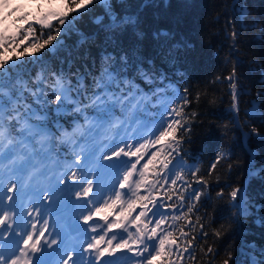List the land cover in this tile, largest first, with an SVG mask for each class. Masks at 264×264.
<instances>
[{
	"label": "trees",
	"instance_id": "1",
	"mask_svg": "<svg viewBox=\"0 0 264 264\" xmlns=\"http://www.w3.org/2000/svg\"><path fill=\"white\" fill-rule=\"evenodd\" d=\"M65 2L58 0V7L47 12L66 11ZM83 3L87 11L80 15L70 12L69 17H75L71 24L60 26L53 21L64 28L54 41L56 47L25 54L18 65L0 73V84L19 83L28 85L31 92L42 90L46 103L41 100L37 104L29 91L24 92L27 99L21 103L32 106L30 123L53 130L58 139L67 132L79 137L80 130H87L84 117L73 112L72 101L78 99L75 86L79 79L85 88L94 89V79L105 68L145 95L151 108L146 114L149 118L157 115L158 99L169 96L174 106L176 96L185 95L187 88L192 102L184 113L196 115L190 126L185 125L187 132L181 129L176 134L183 137L176 155L186 161V166L179 168L185 181L181 178L175 186L167 185L176 196L175 218L179 217L172 233L180 248L172 260L175 264H223L225 259L228 264H252V260L264 264V179L257 178L264 175V0ZM32 20H22L21 26ZM233 31L238 34L236 41L231 36ZM35 32L41 33L38 25ZM28 43L24 41L17 53ZM7 55L14 58L15 54L9 49ZM233 67L237 72L238 110L233 107L226 79ZM53 73L61 74L66 85L73 86L66 93L69 99L65 105H58L52 95L56 91ZM38 78H44L43 82ZM116 114H121L120 110ZM59 144L67 155H76L68 140H59ZM218 155L223 159L209 175ZM165 157L169 159L162 150L149 169ZM201 177L207 184L199 182ZM233 188L242 190L235 202L229 195ZM194 191L202 193L199 201L191 195ZM221 192L223 196L218 195ZM239 203L246 206L243 213ZM193 204V211L188 213ZM216 230L222 234L216 236ZM181 231L187 235L181 236Z\"/></svg>",
	"mask_w": 264,
	"mask_h": 264
},
{
	"label": "snow or ice",
	"instance_id": "2",
	"mask_svg": "<svg viewBox=\"0 0 264 264\" xmlns=\"http://www.w3.org/2000/svg\"><path fill=\"white\" fill-rule=\"evenodd\" d=\"M2 6H6V0H4ZM65 8L66 11H48L43 15H39L32 21H29L26 27H19L15 33H9L8 28L0 27V73L6 72L8 68H11L13 65H18L21 61V57L25 54L38 53L46 46L52 48L56 47L54 41H57V37L60 36L61 32L64 30L63 27L56 26V24L60 26H65L66 22L67 24H71L75 17L70 18V12H77V15H80L83 11H87L83 0H66ZM77 9H80V11L78 12ZM241 11L245 15L247 14L246 10L242 9ZM28 16L29 13H24L22 16L18 17V19L27 20ZM53 21H56V24H54ZM3 23L4 21L0 20V24ZM37 25L41 28V33L39 35L35 32V27ZM45 35L46 38H44ZM231 36L233 40L236 41L238 34L236 31H233ZM24 41H29V43L24 46L22 52L17 53L16 50L21 47ZM9 49L15 54L14 58L7 55ZM29 49H31V53H29ZM53 76L55 77L54 85L56 91H54L52 95H54L58 105H65V102L69 99L66 93H70L73 86L70 84L66 85L64 77L61 74L53 73ZM236 77L237 72L235 67H233L232 72L226 79L230 83L233 107L238 110V81ZM38 79L42 83L44 78ZM93 84L94 89H88L85 88L81 80L78 79L75 86L78 99L72 101L75 105L73 112L82 115L86 124L94 123L95 121H106L109 124H113L114 127H120L125 123H129V127L131 128V124L136 123V119L140 115L142 109L147 107L145 95L141 94L138 88L133 86L130 81L118 80L117 76L109 72L108 68H105L101 72V75L94 79ZM121 85H123V87H121ZM25 91L31 92L28 85L19 83H11L10 85L0 84V168H7L10 172L24 171L25 162L28 161L33 152L36 151L35 145L39 144L41 148H43L44 143L50 135L40 124L29 122L33 115L32 106L27 103H21V101L27 99L24 96ZM89 91H91V95H87ZM183 91L185 95H177L176 101H178V103L174 102V106L167 111V117L169 118L166 119L164 115H161L159 123L154 128H150L148 124H144L141 126L143 132H141V128L132 130L133 135L122 139L120 146L112 150L111 156L105 157V159L109 160L116 158L123 165L125 171L119 182V189L123 190L127 185L131 193L127 201L122 200L123 193L119 190L115 191L114 194L107 199L101 197V199L97 201L99 206L89 210L88 214L83 217L84 221L88 222L92 220L93 216H99L109 209L116 211L117 207L119 208L118 215L127 219L125 213L127 212L130 214L132 211H135L136 201L139 200L142 203L140 204L141 211L139 215L130 221L131 224H135L137 227L135 232L128 233V239L121 238L120 242L113 247V241L117 239L116 235H113L111 239L106 241L107 247H101V243L105 242V236L108 234V230L119 228L123 225L124 222L119 219L107 225V230L104 235L92 237V242L88 244L85 251H95L96 261H102V258L106 254H114L116 248H127L129 251L135 252L136 255L143 257V260L139 261L138 264H175L172 260V247L175 245L176 248L179 249L180 245L176 243L172 232L165 231L164 235L158 237V243L146 242L153 241V238L158 235V230H163L162 225L165 223V217L161 215L151 228H149L148 224L141 222L140 217H146L148 212L151 211L149 204L151 203L152 207H156L154 201L158 199V197L152 195V192L155 190L156 185L159 184V180L148 181L146 173L149 171V166L153 165L154 161L161 154V151L165 147V141H167L166 146L171 149L167 153V156L170 157L173 152L179 151L183 137H177L176 134L181 129L187 132L189 129L186 128L185 125L190 126L191 119L196 115L194 112L184 113V109L190 105L192 101L188 98V89L185 88ZM57 92L60 94H56ZM257 95H260V93H257ZM31 96L35 97V102L37 104H39L41 100H44L45 103L47 102L42 90L31 92ZM199 98L200 95L197 94V101ZM85 101L87 102L85 103ZM21 109H23V111H21ZM117 110H120L122 116H127L131 113L130 120H121L117 117L115 115ZM89 112L95 115L89 117L87 115ZM129 141H134V143ZM140 141L143 142L141 143ZM157 144L161 145V148L153 152L147 162L138 170L137 166L140 164L141 160L144 159L142 149H147L149 146H155ZM30 145L32 146V152L29 151ZM121 157H127L129 159L122 160ZM131 158H135V160L133 161ZM80 159L81 157L77 155L76 161L79 162ZM221 159H223V156L218 155L216 162L211 165L209 175L215 171L217 163ZM5 161H7L6 165L4 163ZM170 163L171 160L165 157L161 161V171H163V169H168ZM196 171H199V169ZM261 171L264 172V169ZM137 173L139 179L133 180V177ZM157 175H159V173H157ZM182 175V172L175 173V179L171 180V184L175 186L177 180L182 178ZM192 175L195 176L196 172H193ZM257 178L264 179V175H259ZM72 179H78L75 172L72 173ZM164 182H168L167 178H165ZM199 182L207 184V181L203 180V177H201ZM84 183L85 186L82 187L81 192L76 193L77 196L87 197L89 193L93 191V181L91 179L85 178ZM145 185H147L148 195L140 196L139 189ZM16 187L17 185L12 183L8 190L12 191ZM241 193V188H233L229 193L231 200L234 202L238 201L241 197ZM201 194L202 193L198 191L191 193L195 201L200 200ZM218 195L223 196V192L218 193ZM132 197H135V199H132ZM170 198L171 197H169V199ZM7 199L11 201L13 197L8 196ZM179 199L183 201L184 196L181 195ZM237 206L241 208L242 213L246 211V206L243 203H239ZM7 207H12V205H8ZM165 207H167V205H165ZM194 207V204L190 205L187 209L188 213H191ZM0 212H2V214H0V225L8 222V230H12L11 223L15 213L3 211L2 209H0ZM157 214L156 212L152 213L154 217ZM29 215H31V213H29ZM104 219L107 220L108 217L104 216ZM175 219L178 220L179 217ZM149 223H151V221ZM189 223H191V221H189ZM262 223H264V220H262ZM46 226L47 221H45V227ZM31 227L32 231L27 232L22 238H18L14 242L17 247H12L9 251H0V264H32L31 254L41 251V237L44 236V230L42 229L37 235L36 225L33 224ZM200 227L203 228V225H200ZM221 234L220 230L215 231L216 236H220ZM186 235L187 233L181 231V236ZM204 235L206 236L207 233H204ZM192 239H195V237ZM51 243L54 244L56 241L53 240ZM187 243L189 247L192 246L191 240ZM133 245H137V247L134 248ZM139 245H144L143 251L139 249ZM149 249H151V251ZM184 251L187 252L188 248H184ZM207 251L211 253L213 250L209 247ZM145 253L147 254L145 255ZM161 257L164 259L161 260ZM69 259H71V256H69ZM64 264H68V261L65 260ZM107 264H111V262H107ZM223 264H228V260L225 259Z\"/></svg>",
	"mask_w": 264,
	"mask_h": 264
},
{
	"label": "rangeland",
	"instance_id": "3",
	"mask_svg": "<svg viewBox=\"0 0 264 264\" xmlns=\"http://www.w3.org/2000/svg\"><path fill=\"white\" fill-rule=\"evenodd\" d=\"M47 4H41L39 7L38 1L37 0H6V6H2L4 3V0H0V20H3L4 23L0 24V27H6L8 28V31L14 30L13 24L16 23V19L20 16H22L24 13H29L28 18L34 19L37 16H39L43 12H47L49 9H54L58 7V0H47ZM12 9V10H10ZM168 109V107H165ZM154 125V124H153ZM128 126V125H127ZM121 127L119 129V134L123 137L126 138L128 136H131L133 132L129 131L128 127ZM156 125H154L155 127ZM152 127V128H154ZM131 142V141H129ZM46 143L45 145H47ZM113 146H117L113 143ZM1 170V169H0ZM88 173L92 176L93 178V187L96 190V193L98 195V200L103 197V199H107L108 197L112 196L114 192H106L104 187H101L100 181H99V172L97 169H89ZM138 174L135 175V180H137ZM147 187V185H146ZM124 198H129V196H125ZM1 204V201H0ZM98 205V203H97ZM99 206V205H98ZM157 206V204H156ZM157 208V207H154ZM3 211H7L3 208H1ZM2 214V212H0ZM6 224L8 222H5ZM127 223V222H126ZM88 228L91 227V224L87 226ZM29 231H22L20 228H18V233L26 234ZM50 239V237L47 238V240L43 243V245H46L47 241ZM51 254H53V249L52 247L50 248Z\"/></svg>",
	"mask_w": 264,
	"mask_h": 264
},
{
	"label": "flooded vegetation",
	"instance_id": "4",
	"mask_svg": "<svg viewBox=\"0 0 264 264\" xmlns=\"http://www.w3.org/2000/svg\"><path fill=\"white\" fill-rule=\"evenodd\" d=\"M14 180H15V177L13 174H11L9 181H8V183H6V185L10 188L11 184L14 183ZM109 211H110V209H109Z\"/></svg>",
	"mask_w": 264,
	"mask_h": 264
},
{
	"label": "water",
	"instance_id": "5",
	"mask_svg": "<svg viewBox=\"0 0 264 264\" xmlns=\"http://www.w3.org/2000/svg\"><path fill=\"white\" fill-rule=\"evenodd\" d=\"M121 159L124 160V159H129V158H127V157H121ZM131 159H133V158H131ZM112 160H114L117 165L122 166V164L120 163V161H118L116 158H113Z\"/></svg>",
	"mask_w": 264,
	"mask_h": 264
}]
</instances>
